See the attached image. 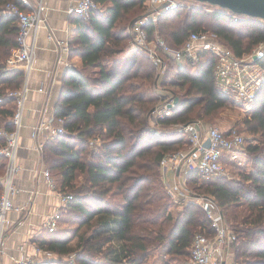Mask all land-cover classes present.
<instances>
[{
  "label": "trees",
  "instance_id": "16d2710c",
  "mask_svg": "<svg viewBox=\"0 0 264 264\" xmlns=\"http://www.w3.org/2000/svg\"><path fill=\"white\" fill-rule=\"evenodd\" d=\"M9 1L0 0L2 96L24 82L22 69L5 65L18 30L16 17L2 8ZM95 2L99 7L88 20L75 17L72 68L55 103V116L64 118L66 132L46 140L42 152L49 172L57 170L56 189L72 195L62 207L59 223L64 214H72L79 226L73 231L57 228L36 242L60 256L72 252L76 264H186L194 235L212 236L214 229L195 199L182 206L171 200L160 178V161L169 151L190 147L187 136L173 124L210 120L235 104L216 88L210 57L195 66L169 60L163 74L140 51L125 63L129 26L142 13L145 0ZM205 16L216 22L213 32L237 56L264 40L261 20L235 21L225 10L209 15L201 8L180 6L163 11L155 24L147 26L149 38L159 35L179 47L190 32L205 30ZM261 64L264 67V56ZM170 97L179 99L155 126L153 108ZM14 111L13 100L0 104L2 126L11 129L7 120ZM243 125L253 137L245 139L240 151L249 158L250 170L230 161L233 178L222 175L198 183L203 179L190 171L187 183L197 189L194 195L210 197L223 213L236 236L235 263L264 264V82ZM5 163L0 157V175ZM172 204L177 206L175 214ZM83 226L87 232L79 234ZM74 238L76 248L70 244Z\"/></svg>",
  "mask_w": 264,
  "mask_h": 264
},
{
  "label": "built area",
  "instance_id": "2783aa9c",
  "mask_svg": "<svg viewBox=\"0 0 264 264\" xmlns=\"http://www.w3.org/2000/svg\"><path fill=\"white\" fill-rule=\"evenodd\" d=\"M146 4L149 10L130 25L129 31L134 49L142 52L151 61L158 74L166 72L169 60L195 66L204 57L212 58L216 88L231 98L234 104L246 115H251L257 92L264 82V67L261 64V59L264 56V40L254 45L250 51L237 56L219 40L216 34L192 31L181 46L172 47L159 35L149 38L147 26L155 24L161 12L176 8L181 5V2L178 0H146ZM98 7L99 5L95 0H75V4L69 9V12L88 20ZM213 7L211 11L224 10L216 6ZM2 8L6 13L14 15L18 24L16 46L6 58V68H20L24 72V78H27L34 58L36 33L46 23L43 15V4L39 1L36 6H33L29 0H17L6 2ZM225 11L235 21L247 17L232 13L229 10ZM261 21L264 25V20ZM61 44V41L56 40L57 47H61ZM55 63L56 65L64 64L68 70L72 68V63L68 59L62 58L60 53L57 55ZM39 91H42V88ZM26 92L27 87L23 83L17 89L8 90L5 96L0 95V104L10 99L15 103V111L10 119L11 129L0 126V157L6 160L4 173L0 175L2 184L0 193V252L4 228L10 224L7 214L12 210L19 209L12 200V195L18 191L12 179L18 168L16 157ZM175 104L174 98L170 97L162 100L159 105L153 108L151 118L155 126L171 113ZM63 124L64 118L55 116L53 124L40 120L32 126L30 136L39 153L42 154L45 141L38 140L39 134L43 133L46 140H51L66 132ZM172 128L187 136L190 147L183 153L174 151L164 155L160 161L163 174L174 171L178 176H185L187 172L196 171L201 179H213L228 174L227 162H239L240 151L243 149L245 138L237 129L222 130L215 126H207L200 119L187 123H175ZM179 168L181 173H178ZM45 175L49 176V172L45 171ZM48 178L49 184L55 187L54 181L50 177ZM170 180L164 182L172 201L182 206L191 198L195 199L204 210L211 227L214 229L212 236H208L205 232L194 235L188 264H236L234 260L230 261V258L234 257L236 236L214 200L205 195L190 196L187 200V194L181 184L182 180L178 178L172 183ZM71 198L72 195L69 193L61 192L58 194L60 205L44 222V228L47 232H53L58 228L62 207ZM33 249L35 252L40 251L38 245H34ZM13 264H35V259L31 255L14 257Z\"/></svg>",
  "mask_w": 264,
  "mask_h": 264
},
{
  "label": "crops",
  "instance_id": "0c3cea01",
  "mask_svg": "<svg viewBox=\"0 0 264 264\" xmlns=\"http://www.w3.org/2000/svg\"><path fill=\"white\" fill-rule=\"evenodd\" d=\"M29 1L33 6L42 2L46 23L36 33L34 58L29 75L23 82L27 92L19 130L16 157L18 168L12 179L18 190L12 195V200L19 209L7 214L10 224L4 228L0 264H13L14 257L23 255H31L35 262L42 263L40 261H44L48 254H55L41 247L39 252L33 249L37 239L48 234L44 222L60 205L58 194L61 192L49 184L50 172L43 162L42 154L34 147L35 142L30 134L32 126L40 120L53 124L55 103L64 76L70 71L64 64L56 65L55 61L59 53L62 58L70 61V46L77 34L78 23L76 16L69 12L75 0ZM55 39L62 42L61 47L56 46ZM134 52L136 50L130 40L122 55L125 63ZM40 88L42 91H39ZM10 119L7 120L9 123ZM38 140L46 141L45 134L40 133ZM45 171L49 172V176L45 175Z\"/></svg>",
  "mask_w": 264,
  "mask_h": 264
},
{
  "label": "rangeland",
  "instance_id": "374dc122",
  "mask_svg": "<svg viewBox=\"0 0 264 264\" xmlns=\"http://www.w3.org/2000/svg\"><path fill=\"white\" fill-rule=\"evenodd\" d=\"M181 2L180 7H197V8H201L205 13H208L210 15L211 10L214 8L213 5H209V4H205V3H201V2H197L195 0H178ZM179 7V6H178ZM149 10V8L147 6H145L142 10V13L139 14L138 16H136L131 22H133L135 19H137L138 17H140L141 15L145 14L147 11ZM162 13V12H161ZM160 13V14H161ZM159 14V15H160ZM158 15V16H159ZM259 19H257L258 21ZM216 24V22L210 17V16H205L203 22H202V27L205 29L204 31L207 32L208 34H215L213 32V26ZM129 30H130V26H129ZM5 65H6V60H5ZM7 66V65H6ZM246 117V114L244 113V111H242L238 106L234 105H230L228 104V106L226 108H223L219 111H217L216 113H214L212 116L208 117V119L210 120H206L205 118H200L205 124H207V126H215L218 127L222 130H226L229 128H235L237 129L243 136L245 139L247 138H253L252 135L250 133H248L243 125V120ZM0 126H2V122H0ZM156 126H160L159 124ZM159 128V127H158ZM162 130V129H161ZM96 145H98L100 143V141L96 140L94 142ZM189 149V148H188ZM188 149H179L178 151H181V153L186 152ZM175 151V150H174ZM169 151L170 154L171 152ZM165 154V155H167ZM45 164V163H44ZM239 165L243 166L242 168L246 171L250 170L251 168V163L249 158L246 155H242L240 156V161L238 163ZM45 166L47 167V165L45 164ZM181 173V170L179 168L178 173ZM187 175V174H186ZM181 175L178 176L176 174V172L171 171V173H162V168L160 165V178L163 182V186L165 188V192L166 191V186H165V180H170V183H172L174 180H178V178L180 180H182V186L184 189V192L187 194L186 199L188 200L190 196L196 197V195H194L193 191L196 192L197 189L193 188L192 184H188L187 183V176ZM51 179L54 181V183L56 182L57 185L58 184V179L59 176L57 174V170H53L50 173ZM228 178H233V173L228 171L227 174ZM212 179H203L200 182H208ZM198 196H204L203 194L198 195ZM193 198H191L192 200ZM172 200V199H171ZM173 207V208H172ZM177 206L173 205L170 207V210L172 211L173 214H175L177 212ZM78 223L76 221V219L73 218L72 214H64L62 217L61 222L59 223V227L58 230H62V229H70L71 231H73L75 228H78ZM79 234L82 232H87L86 227H80V229L78 230ZM70 233V232H68ZM77 242V239L74 238L70 244H73L72 248H76L75 247V243ZM39 242H37L36 244H38ZM188 257L186 258L185 263L188 264ZM234 260L233 258H230V261ZM42 263H37L35 262V264H76L74 258H73V253L71 252L69 255H63L60 256L58 254H48L47 257H45L44 261H40Z\"/></svg>",
  "mask_w": 264,
  "mask_h": 264
},
{
  "label": "water",
  "instance_id": "95a60500",
  "mask_svg": "<svg viewBox=\"0 0 264 264\" xmlns=\"http://www.w3.org/2000/svg\"><path fill=\"white\" fill-rule=\"evenodd\" d=\"M207 3L238 15L264 20V0H195ZM174 98V103L178 101Z\"/></svg>",
  "mask_w": 264,
  "mask_h": 264
}]
</instances>
